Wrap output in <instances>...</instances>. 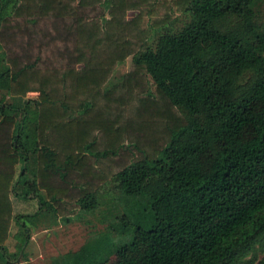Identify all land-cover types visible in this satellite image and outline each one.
<instances>
[{"label":"trees","instance_id":"trees-1","mask_svg":"<svg viewBox=\"0 0 264 264\" xmlns=\"http://www.w3.org/2000/svg\"><path fill=\"white\" fill-rule=\"evenodd\" d=\"M138 1L0 0V264L12 225L16 260L24 219L90 213L105 182L121 201L114 236L50 264H264V64L212 66L264 53V0H171L179 18L152 44L129 39ZM125 110L165 139L147 143ZM11 197L35 212L13 216Z\"/></svg>","mask_w":264,"mask_h":264},{"label":"rangeland","instance_id":"rangeland-1","mask_svg":"<svg viewBox=\"0 0 264 264\" xmlns=\"http://www.w3.org/2000/svg\"><path fill=\"white\" fill-rule=\"evenodd\" d=\"M171 4V0H139L138 5L127 10L124 15L125 20H132L133 22V25L128 27L131 34L129 39L133 41L135 40L133 36H136L137 38H144L149 44H152L153 34L159 27L175 17L179 18L178 9H174ZM165 16L168 18L166 19ZM259 64H264V53L259 54L254 59L234 51L232 55L221 59L212 66L221 69L226 74H230L233 72L234 67L244 68ZM130 67V57H126L122 62L115 64L103 85L104 89L118 84ZM149 83L148 81V87ZM149 89V92L154 93L152 87H149ZM36 95V92H27L24 98L32 100L36 98ZM256 102L264 104V96L259 97ZM129 105H135V101L132 99ZM123 117L122 121L128 120L131 122L129 125L133 129H138L147 138V143L152 142L154 139H165L159 122H155L153 119L150 120L146 116H137L133 111L128 113V110H125ZM147 143L141 142V148L147 149ZM103 169L105 171L106 169L112 170L113 166L107 164L103 166ZM106 184L105 182L102 185L98 206L90 213L80 214L74 212L67 217H59L52 226L38 220L24 219L29 229V238L20 247L21 250L16 260L12 255L16 254L19 249V240H17L19 231L12 225L9 237L5 242L8 254L7 264H50L52 260L76 251L91 238L105 233L114 236L111 227L121 216V201L120 196L117 193L110 192L109 186ZM10 199L13 216L32 214L37 208L34 200L21 201L12 197Z\"/></svg>","mask_w":264,"mask_h":264}]
</instances>
